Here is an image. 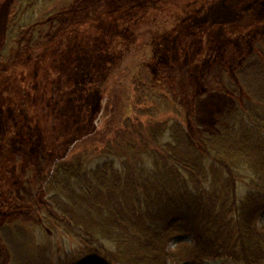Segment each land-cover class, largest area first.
Segmentation results:
<instances>
[{
	"label": "trees",
	"instance_id": "1",
	"mask_svg": "<svg viewBox=\"0 0 264 264\" xmlns=\"http://www.w3.org/2000/svg\"><path fill=\"white\" fill-rule=\"evenodd\" d=\"M83 1L10 0L14 14L5 23L0 61L25 44L39 55L38 48L69 29L73 11L88 0ZM152 63L129 60L128 83L136 99L121 110L107 108L104 129L109 127L112 139L95 129L67 157L40 151L38 170L51 173L47 204L57 211L44 215L79 243L59 264H170L176 259L170 243L178 237L190 238V264H264V48L234 73L238 78L252 69L255 86L238 79L244 97L209 131L188 118L179 99L171 107L165 94L152 96L164 82L158 72L153 78ZM110 75L89 82L99 100ZM222 88L231 95L237 91L228 80ZM149 99L164 109L151 108ZM159 109L169 117L147 123L131 118L155 117ZM8 230L0 228L3 234ZM19 259L26 264L22 253Z\"/></svg>",
	"mask_w": 264,
	"mask_h": 264
},
{
	"label": "rangeland",
	"instance_id": "2",
	"mask_svg": "<svg viewBox=\"0 0 264 264\" xmlns=\"http://www.w3.org/2000/svg\"><path fill=\"white\" fill-rule=\"evenodd\" d=\"M9 2L0 0V51L6 20L14 14ZM78 8L69 29L38 48L39 55L23 43L14 57L0 61V228L9 229L0 232L3 264H24L21 253L26 264H59L78 248L64 226L44 215L57 211L47 204L51 173L38 170L41 149L64 158L81 150L95 129L113 138L109 127L104 129L107 108L121 110L136 99L128 83L129 60L153 62V78L158 72L164 82L152 96L165 94L171 107L179 99L203 130H213L218 116L244 97L238 79L255 86L252 69L238 78L234 73L264 48V0H88ZM110 73L99 100L89 82L104 81ZM227 80L236 94L222 88ZM152 102L151 108L161 106ZM167 114L131 118L147 123ZM191 246L189 237L175 238L170 248L176 259L170 264H190Z\"/></svg>",
	"mask_w": 264,
	"mask_h": 264
}]
</instances>
